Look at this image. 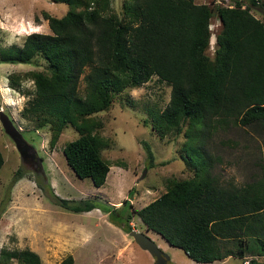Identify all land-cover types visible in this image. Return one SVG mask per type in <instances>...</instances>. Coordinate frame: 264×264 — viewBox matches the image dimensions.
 <instances>
[{
  "label": "trees",
  "instance_id": "16d2710c",
  "mask_svg": "<svg viewBox=\"0 0 264 264\" xmlns=\"http://www.w3.org/2000/svg\"><path fill=\"white\" fill-rule=\"evenodd\" d=\"M51 1L69 5L61 17L43 13L51 33L32 32L21 46L0 47V61L33 63L40 56L46 62V70L25 75L34 85L27 110L35 112L39 128L50 126L51 146L66 124L77 131L62 148L74 175L104 185L112 163L102 156L109 141L95 113L108 109L113 93L156 76L170 86V99L152 127L178 133L186 124L182 159L191 175L167 179L160 196L135 214L195 262L234 256L242 263L263 264L257 260L264 257V181L221 183L205 141L230 123L264 126V0L213 6L195 0H124L120 15L112 11L111 0ZM254 7L263 11V19L250 13ZM214 16L221 26L211 59L207 49ZM14 80L19 87L20 79ZM143 146L150 168L154 156L147 143ZM4 157L0 150V168ZM20 177L18 169L13 179ZM52 196L70 213L100 208L125 231L132 229L129 198L115 208L90 198ZM12 260L43 264L28 248L0 249V264ZM58 264H74V258L66 256Z\"/></svg>",
  "mask_w": 264,
  "mask_h": 264
},
{
  "label": "rangeland",
  "instance_id": "374dc122",
  "mask_svg": "<svg viewBox=\"0 0 264 264\" xmlns=\"http://www.w3.org/2000/svg\"><path fill=\"white\" fill-rule=\"evenodd\" d=\"M195 1L209 6L233 4L231 0ZM123 2L111 0L112 11L120 15ZM68 7L64 2L51 0H0V47L21 46L32 32L51 33L43 13L61 17ZM262 12L254 7L250 13L263 19ZM220 26V21L212 17L207 49L211 59ZM32 70H46V62L40 56L33 63L0 61V109L21 132L26 154L22 159L0 123V150L5 156L0 168V249L37 250L43 264H58L69 255L75 264H154V257L132 240L129 231L111 221L100 208L70 213L55 203L52 194L73 200L90 198L98 205L115 208L129 198L132 230L147 233L169 256V264H203L189 258L182 249L169 245L159 233L146 231L134 212L157 198L165 190L167 179L191 175L182 159L186 124L178 133H161L152 127L154 118L169 102L170 86L152 76L146 83L113 93L108 109L95 113L102 120L100 132L109 141L101 150L102 156L112 163L104 185L96 187L89 178L76 177L63 155V146L78 136L77 131L66 124L51 146L50 126L39 128L35 112L27 110L33 97L28 92H32L34 85L25 75ZM14 79H20L17 88L12 85ZM83 89L81 80V94ZM143 142L150 146L154 156L150 168H147L149 160ZM205 151L210 155L212 172L221 183L241 186L260 178L264 181L263 124L230 123L217 128L206 139ZM18 169L22 177L14 181ZM60 239L67 242L61 243ZM238 260L229 257L212 264L243 262ZM257 261L264 264V257Z\"/></svg>",
  "mask_w": 264,
  "mask_h": 264
},
{
  "label": "water",
  "instance_id": "95a60500",
  "mask_svg": "<svg viewBox=\"0 0 264 264\" xmlns=\"http://www.w3.org/2000/svg\"><path fill=\"white\" fill-rule=\"evenodd\" d=\"M0 123L6 132V135L12 139L16 148L19 150L22 159L25 157L24 154V140L22 138V134L19 129L13 124L12 120L7 116L2 109H0ZM145 171L142 173L144 176ZM132 240L142 249L147 251L150 255H152L155 259L154 264H169V256L163 253V251L157 246V244L150 239L145 233L138 232L136 230H130L128 233ZM236 264H248L244 263H236Z\"/></svg>",
  "mask_w": 264,
  "mask_h": 264
},
{
  "label": "crops",
  "instance_id": "0c3cea01",
  "mask_svg": "<svg viewBox=\"0 0 264 264\" xmlns=\"http://www.w3.org/2000/svg\"><path fill=\"white\" fill-rule=\"evenodd\" d=\"M160 196V195H159ZM141 221V220H140ZM144 225V224H143ZM145 226V225H144ZM146 227V226H145ZM55 229H57L58 231H63V230H65V229H61L60 230V228H57V227H54ZM146 231H152V232H156V231H153V230H150V229H148V228H146ZM158 233V232H157ZM63 234H67L66 233V231H64L63 232ZM145 234H147V233H145ZM160 235V234H159ZM77 236V235H76ZM75 236V237H76ZM161 236V235H160ZM162 237V236H161ZM163 238V237H162ZM164 239V238H163ZM61 243H63V242H67V241H65V240H59ZM165 241V240H164ZM166 242V241H165ZM49 248H50V246H49ZM35 249V248H34ZM46 249H47V246H46ZM35 251V253H37V254H39V251H37V250H34ZM40 255V254H39ZM229 257H232L233 259H236V260H238V259H241L242 260V258H238V257H234V256H229ZM229 257H225V258H229ZM225 258H223V259H221V260H216V261H213V262H211V263H203V264H212V263H215V262H217V261H224V259ZM42 260V259H41ZM226 261V260H225ZM238 262H240L239 260H238ZM237 262V263H238ZM198 263V262H197ZM74 264H75V259H74Z\"/></svg>",
  "mask_w": 264,
  "mask_h": 264
}]
</instances>
